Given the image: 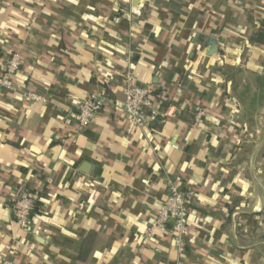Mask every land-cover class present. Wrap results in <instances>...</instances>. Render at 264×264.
Returning <instances> with one entry per match:
<instances>
[{"label":"crops","instance_id":"obj_1","mask_svg":"<svg viewBox=\"0 0 264 264\" xmlns=\"http://www.w3.org/2000/svg\"><path fill=\"white\" fill-rule=\"evenodd\" d=\"M208 36L227 71L245 64L225 85ZM0 47V67L23 59L0 92V264H264V0H0ZM127 69L166 96L144 128L122 110ZM92 93L106 104L82 128ZM20 182L40 201L26 229ZM172 183L192 194L182 254L145 236Z\"/></svg>","mask_w":264,"mask_h":264},{"label":"built area","instance_id":"obj_2","mask_svg":"<svg viewBox=\"0 0 264 264\" xmlns=\"http://www.w3.org/2000/svg\"><path fill=\"white\" fill-rule=\"evenodd\" d=\"M116 23L121 21L119 16L114 18ZM23 64L20 52H12L6 58L5 63L0 67V92L4 90H15V76L20 71ZM124 73L125 85L123 87L124 99L122 110L128 121L144 128L157 120L164 114L161 108L154 106V95L149 84H143L139 77L131 70L127 69ZM27 98L39 100L43 99L33 93H26ZM106 104L104 94H88L79 106L76 115L82 128H86L93 118L103 110ZM204 110L197 109L196 123L200 122ZM36 197L33 191L25 182L17 184L15 193L10 199V207L16 223L22 228L31 226L32 212L35 208ZM192 194L176 183L170 185V191L156 211L154 219L145 230V236L152 238L160 231L171 236L174 247L179 254L185 251V238L189 232V214ZM4 264H12L4 261Z\"/></svg>","mask_w":264,"mask_h":264},{"label":"water","instance_id":"obj_3","mask_svg":"<svg viewBox=\"0 0 264 264\" xmlns=\"http://www.w3.org/2000/svg\"><path fill=\"white\" fill-rule=\"evenodd\" d=\"M200 41L204 40L203 37H201L199 39ZM206 48H207V51H206V54L207 55H213L215 53H220L221 55V58L219 60V64L222 66L223 70L226 72V75L224 77V85L228 82V79L233 76L235 73H238L240 70H243L245 69V64H243L242 61H240L239 63L237 64H234L233 65V69L232 71H227V68H226V65L229 63L228 62V56L225 52H221L218 48V43H217V40L216 38L212 37V36H208L207 37V40L204 42ZM242 62V63H241ZM189 72L186 73L185 76L188 75Z\"/></svg>","mask_w":264,"mask_h":264},{"label":"trees","instance_id":"obj_4","mask_svg":"<svg viewBox=\"0 0 264 264\" xmlns=\"http://www.w3.org/2000/svg\"><path fill=\"white\" fill-rule=\"evenodd\" d=\"M2 55H3V51H2V48L0 47V58L2 57ZM258 84H259L258 88H259V91H260V95H264V74L262 76L258 77ZM151 89H152V94L156 95V97L159 100L158 105H156V107L159 106L158 108H165L167 106V103H166V99H165L166 96L164 94V91L161 90V89L160 90H155L152 87H151ZM235 90H236V88L233 87V91H235ZM244 93H242L239 96L240 97L239 100L241 102H243V103H245V101H246V98H244ZM253 102H254V99L252 100L251 105L253 104ZM35 203H36L35 204L36 205L35 208L40 205L39 197H37ZM35 208H34V210H35ZM33 213H34V211L32 212V216H33Z\"/></svg>","mask_w":264,"mask_h":264},{"label":"rangeland","instance_id":"obj_5","mask_svg":"<svg viewBox=\"0 0 264 264\" xmlns=\"http://www.w3.org/2000/svg\"><path fill=\"white\" fill-rule=\"evenodd\" d=\"M247 99H248V98H247ZM247 99H246V101H245V102H246V105H247L248 107H250L251 105L249 104V102H248L249 100H247Z\"/></svg>","mask_w":264,"mask_h":264}]
</instances>
